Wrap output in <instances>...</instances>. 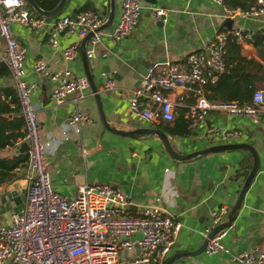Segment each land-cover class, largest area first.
Returning <instances> with one entry per match:
<instances>
[{
	"label": "crops",
	"instance_id": "0c3cea01",
	"mask_svg": "<svg viewBox=\"0 0 264 264\" xmlns=\"http://www.w3.org/2000/svg\"><path fill=\"white\" fill-rule=\"evenodd\" d=\"M113 5V16L108 27L117 21L119 0H113ZM156 7L163 10L158 25L149 23L151 11ZM71 8H76L74 14L92 9L104 20L108 0H68L58 17L69 16ZM139 11L140 19L128 36L113 40L102 33L93 46L88 64L97 89L106 79L113 84L111 90L99 91L102 111L106 120L116 129L159 128L179 153L203 147L205 142L208 145L219 144L215 140L209 143L205 138L204 131L208 126L241 132V136L233 142L251 145L258 164L240 207L231 223L224 227L225 234L220 238L228 253L207 255L202 251L194 256H180L170 263L238 264L231 260V254L256 245L264 249V119L212 112L188 135L176 136L170 135L164 128L165 124L171 125L172 122L147 123L130 112L128 102L132 91L139 87L143 74L152 64L165 61L182 63L188 53L203 49L218 30L235 29L241 34L251 33L249 40L235 44L242 56L258 60L250 41L254 33L259 32L264 45V13L254 18H226L222 7L212 0H156L148 8L140 6ZM146 11H149V16L144 15ZM225 19H231L230 28L223 26ZM108 27L102 29L107 30ZM11 30L23 52L24 79L35 84L30 102L36 111L40 138L47 143L45 156L52 188L63 196L71 197L78 186L108 184L129 200L131 214L143 205L158 204L179 225L166 259L174 253L196 249L204 237L203 229L210 223V210L223 206L225 213L221 215L220 222L226 219L244 178L241 175L234 178L236 169L242 159H245L246 167L247 163L251 165L249 152L245 149L220 150L176 161L164 153L155 136L132 138L105 129L89 88L84 90V97L76 104L72 102V95L61 103H53L50 92L55 81L50 78V74L64 66L62 50L70 43H78L77 56L69 63L71 75L74 78L85 77L79 50L82 38L74 33L58 32L55 36L56 46H50L47 26L31 28L12 23ZM3 48L4 43L0 38V53H3ZM38 60L44 62L46 74L32 68ZM6 87L14 90L8 73L0 75V89ZM170 97L175 103L174 116L183 109L181 104L190 102V99H186L180 103L175 93ZM74 108L85 112L91 119L89 123L81 124L79 134L66 125ZM11 117V114L7 115V118ZM197 129L202 132L204 143L199 140ZM21 143L0 149V159L11 160L25 155V151H19ZM25 173L26 161L11 170L0 169V196L3 190L15 191L18 202L23 204ZM8 219L9 216L0 215V225L6 224ZM122 253V258L129 259L137 252L132 250Z\"/></svg>",
	"mask_w": 264,
	"mask_h": 264
},
{
	"label": "built area",
	"instance_id": "2783aa9c",
	"mask_svg": "<svg viewBox=\"0 0 264 264\" xmlns=\"http://www.w3.org/2000/svg\"><path fill=\"white\" fill-rule=\"evenodd\" d=\"M141 0H119L117 21L107 30L98 29L101 15L91 9L54 19H46L29 12L24 0H0V38L4 43L0 63L7 69L18 100L23 122V137L15 142H25L26 173L25 192L19 212L9 216L0 225V264H164L166 255L176 237L178 223L164 213L158 204L143 205L134 214L129 211V200L108 184H84L75 194L66 197L56 192L50 183L45 156L47 143L40 138L38 121L30 95L34 83L24 79L23 52L12 30V23L31 28L48 27L47 40L56 46L58 32L74 33L78 38L88 32L86 58L92 57L93 46L104 33L113 40L128 36L136 23ZM222 7L226 18H254L264 13V0H253L246 7L230 6L224 0H212ZM163 10L153 8L151 18L160 19ZM251 33L239 30H218L203 49L187 54L182 63L165 61L152 64L142 76L137 89L132 91L128 107L131 113L147 123L171 122L174 118L175 93L186 110L184 118L192 130L204 122L212 112L232 117H262L264 119V80L254 87L249 103L235 100L220 101L206 98V87L224 71L226 64L225 43L231 38L236 44L249 40ZM78 43H70L62 50L64 66L54 70L50 78L55 84L50 92L53 103H61L72 95V102L84 97L88 88L85 77H72L69 63L77 56ZM32 68L46 74L43 61ZM158 71L155 72V69ZM113 84L106 79L99 91L111 90ZM90 117L77 108L70 113L66 125L79 134L82 123ZM208 141L219 143L236 141L241 132L208 126ZM225 208L210 210V223L203 229V236L220 222ZM225 234L222 228L207 239L203 252L207 255L228 253L220 242ZM135 235H139L136 238ZM138 249L136 255L123 259L122 252ZM231 260L238 264H264V249L254 246L236 254Z\"/></svg>",
	"mask_w": 264,
	"mask_h": 264
},
{
	"label": "trees",
	"instance_id": "16d2710c",
	"mask_svg": "<svg viewBox=\"0 0 264 264\" xmlns=\"http://www.w3.org/2000/svg\"><path fill=\"white\" fill-rule=\"evenodd\" d=\"M43 9H51L58 0H34ZM227 5L246 7L253 0H224ZM82 10V9H81ZM92 10V9H91ZM263 37L259 32H255L251 39L258 60L246 58L239 53V47L235 42L228 38L225 43L226 64L224 71L217 77L216 81L206 87V97L210 100L230 101L235 100L238 104L249 103L251 92L257 83L264 80V45ZM7 69L0 63V75L7 74ZM2 96V97H1ZM185 108L179 111L171 121L172 124H165V131L170 135L186 136L191 129L188 121L183 116ZM11 114V118L7 115ZM23 122L17 97L12 88L0 89V149L10 146L22 139ZM242 159L236 169L234 178L241 175L245 176L248 171ZM26 161V154L18 158L7 160L0 159V169L11 170L19 163ZM1 181V178H0Z\"/></svg>",
	"mask_w": 264,
	"mask_h": 264
},
{
	"label": "water",
	"instance_id": "95a60500",
	"mask_svg": "<svg viewBox=\"0 0 264 264\" xmlns=\"http://www.w3.org/2000/svg\"><path fill=\"white\" fill-rule=\"evenodd\" d=\"M24 1H25L26 5L28 6L29 12H34L37 15H40L46 19H54V18L58 17L62 13L66 4L68 3V0H58L57 3L51 9L43 10L37 5V3L34 0H24ZM155 3H156V0H141L140 6H144V7L148 8V6L150 4H155ZM75 10H76V8H71V13H70L71 17L74 16ZM113 10H114L113 0H108L107 14L105 16V19L102 21V23L97 28V30L108 27L110 25L111 20H112V16H113ZM149 14H150L149 11H146L144 15L149 16ZM139 19H140V11L138 12L136 21H138ZM161 19H162V16H160V19H158V20H154L153 18H150L151 21L149 20L150 21L149 23L154 22L156 25H158L157 23L158 22L160 23ZM231 23H232L231 19H225L222 24L226 28H230ZM241 32L244 33V31H241ZM90 35H91V33L88 32L84 37H82V39L79 43L80 57H81L82 67L84 70V75H85V78L87 80V84H88V88H89L91 97L93 98V100L95 102L100 122H101L102 126L105 127V129H107L108 131L113 132L115 134L128 136V137H132V138H136L138 136H148V135L155 136L156 139L161 143V146H162L164 153L168 157H170L171 159L176 160V161H183V160L191 159V158H194L196 156L204 155V154H207V153H210L213 151L229 150V149H245L251 155L252 160H251L250 168L243 178V181H242L240 188L237 192L234 203L232 204V206L230 207V209L227 213L226 219L221 221L220 223L216 224L214 227H212L211 230L206 234V236L203 237L201 243L199 244V246L196 249L191 250V251H181V252L174 253L173 255H170V257H168L165 260L164 264H170L172 260H174L175 258H178L180 256L197 255L203 251L204 246H205L208 238H210L213 234H215L216 232H218L219 230L228 226L231 223L236 211L238 210V208L241 205L243 195H244L250 181L252 180V178H253L256 170H257L258 162H257L256 153H255V151L251 145H249L248 143H244V142H235V143L229 142V143H219V144H209V145H208V142H205L203 147L195 149L191 152L179 153L173 148V146L171 145L167 135L162 130H160L159 128L138 127L135 129H131L129 131H125V130L116 129L115 127H113L106 120L105 115L102 111L100 92L97 89V85L94 81V78H93L92 73H91L90 68H89L88 59L86 58V55H85V43H86V41ZM26 148H27L26 143L22 142L20 145L19 151H26ZM18 201H19V198L17 197L15 191L3 190L1 192V196H0V215L4 216V217H8L14 213L19 212L20 208L22 207V204L19 203ZM15 204H16V206H15ZM135 237L139 238V235H135ZM135 251L138 252V249L136 248Z\"/></svg>",
	"mask_w": 264,
	"mask_h": 264
},
{
	"label": "rangeland",
	"instance_id": "374dc122",
	"mask_svg": "<svg viewBox=\"0 0 264 264\" xmlns=\"http://www.w3.org/2000/svg\"><path fill=\"white\" fill-rule=\"evenodd\" d=\"M197 136L199 137V140L200 141H202L203 143H204V138H203V136H202V132L200 131V129H197ZM213 142H215V141H210L209 143H213ZM224 216H222V218H223ZM121 256H123L124 257V255H123V253L121 254ZM124 259V258H123Z\"/></svg>",
	"mask_w": 264,
	"mask_h": 264
}]
</instances>
